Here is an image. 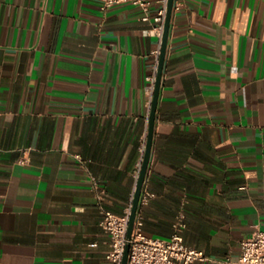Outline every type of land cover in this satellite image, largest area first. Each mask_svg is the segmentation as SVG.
I'll list each match as a JSON object with an SVG mask.
<instances>
[{
	"label": "crops",
	"instance_id": "1",
	"mask_svg": "<svg viewBox=\"0 0 264 264\" xmlns=\"http://www.w3.org/2000/svg\"><path fill=\"white\" fill-rule=\"evenodd\" d=\"M177 3L144 232L170 238L183 210L197 264H225L264 229V0ZM142 17L0 0V264H109L98 193L125 213L149 136L159 40Z\"/></svg>",
	"mask_w": 264,
	"mask_h": 264
},
{
	"label": "built area",
	"instance_id": "2",
	"mask_svg": "<svg viewBox=\"0 0 264 264\" xmlns=\"http://www.w3.org/2000/svg\"><path fill=\"white\" fill-rule=\"evenodd\" d=\"M102 8L107 10L110 6L124 2H133L143 10L142 19L152 24V32L158 37L159 46L153 52L154 66L153 74L148 79L152 82L149 89L151 95L150 104L153 105L156 82L161 61L166 18L168 14L169 0H101ZM156 2L161 6L154 11ZM175 8H180L177 3ZM147 149V140L142 147V159L139 166L138 179L143 167L144 157ZM28 158L23 157L22 163H26ZM154 196L149 189L148 179L141 199L134 233L129 237V228L133 209L134 197L124 214H117L103 205L104 192L98 193L103 219L102 227L109 234L112 249L107 259L109 264H124V257L127 246L130 245L129 264H197L208 260V256L203 250L190 246L186 243L183 235L187 228L186 213L181 211L174 224V233L170 238L152 237L144 232V216L142 208ZM225 264H264V229L256 227L254 232L246 237L241 243V254L237 259L228 258Z\"/></svg>",
	"mask_w": 264,
	"mask_h": 264
},
{
	"label": "water",
	"instance_id": "3",
	"mask_svg": "<svg viewBox=\"0 0 264 264\" xmlns=\"http://www.w3.org/2000/svg\"><path fill=\"white\" fill-rule=\"evenodd\" d=\"M175 5H176V0H169L163 49H162L161 61H160V66H159L157 82H156L155 95H154V100H153V105H152V110H151V115H150V128H149V136H148V141H147V149H146L143 167L140 173V177L138 180L136 192L134 195V201H133V209H132L131 222H130V228H129L130 238L132 237L134 233L137 215H138L139 209L141 208V199H142L144 188H145L148 176H149L151 161H152L153 152H154V142H155V136H156V130H157L158 107H159L161 90H162V85H163V78H164V73H165L167 53H168V47H169V42H170V34H171ZM129 260H130V245H128L126 249V253L124 257V264H129Z\"/></svg>",
	"mask_w": 264,
	"mask_h": 264
}]
</instances>
